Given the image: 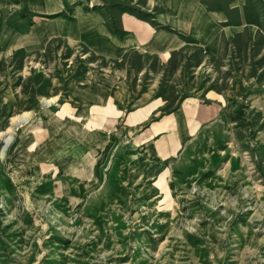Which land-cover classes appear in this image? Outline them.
Here are the masks:
<instances>
[{"label":"rangeland","instance_id":"rangeland-1","mask_svg":"<svg viewBox=\"0 0 264 264\" xmlns=\"http://www.w3.org/2000/svg\"><path fill=\"white\" fill-rule=\"evenodd\" d=\"M28 1L8 2L28 25L59 13L35 14ZM98 1L73 0L58 16L83 5L102 11L113 33L112 25L124 33L123 12L173 31L144 0ZM243 2L257 34L217 55L191 43L164 58L130 50L117 59L61 38L38 49L6 45L0 264H264V6ZM106 75L126 82L131 98H162L161 111L197 92L221 106L158 160L124 137L102 136L94 115L82 118Z\"/></svg>","mask_w":264,"mask_h":264},{"label":"crops","instance_id":"crops-1","mask_svg":"<svg viewBox=\"0 0 264 264\" xmlns=\"http://www.w3.org/2000/svg\"><path fill=\"white\" fill-rule=\"evenodd\" d=\"M260 1L264 6V0ZM8 2L0 0V56L5 53L6 45L11 49H38L52 38L82 43L96 54L110 59L120 58L130 50L164 58L187 43L195 44L204 54L217 55L224 50V44L235 49L239 41L253 40L257 34V26L246 20L243 0H144L147 10L157 9L155 19L173 31L155 29L150 22L123 12L117 17L119 27L124 30L122 35L111 31L98 9L76 5L71 7L70 18L37 17L32 25H28L27 19L9 9ZM72 2L29 0L27 4L35 14H53ZM94 3L102 4L98 0ZM257 11L261 12L259 7ZM183 37L189 38L187 41L190 42ZM25 38H30L31 43ZM94 89L100 96H95L84 115L79 117L92 118L94 115L102 136L124 137L158 160L173 157L202 123L217 114L222 102L220 98L211 97L206 103L197 92L183 99L178 108L165 112L161 111L162 98L147 96L146 92L131 98L127 83L110 75H106L101 86L96 84ZM90 145L92 152L93 144ZM93 156L87 155L90 162ZM82 163L81 159L79 165Z\"/></svg>","mask_w":264,"mask_h":264},{"label":"trees","instance_id":"trees-1","mask_svg":"<svg viewBox=\"0 0 264 264\" xmlns=\"http://www.w3.org/2000/svg\"><path fill=\"white\" fill-rule=\"evenodd\" d=\"M123 6V5H122ZM124 7V9L123 10H126V7H128V6H123ZM128 8H131V7H128ZM63 14V12H59V13H57V14H55V15H51L50 17H53V16H58V15H62ZM245 15H246V19H247V21L248 22H251V23H258V20H256V19H253L252 17H251V15H250V11H248V9H245ZM112 28H113V31L116 33V34H118V35H122V33H123V31H121L120 29H118L116 26H114V25H112Z\"/></svg>","mask_w":264,"mask_h":264}]
</instances>
